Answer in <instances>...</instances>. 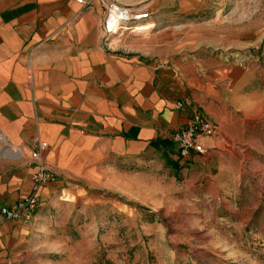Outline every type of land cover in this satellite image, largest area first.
<instances>
[{"label":"crops","instance_id":"crops-1","mask_svg":"<svg viewBox=\"0 0 264 264\" xmlns=\"http://www.w3.org/2000/svg\"><path fill=\"white\" fill-rule=\"evenodd\" d=\"M109 1L0 0V208L30 194L39 164L54 176L29 222L0 215V264H45L71 238L106 234L95 223L102 206L152 211L177 178L200 179L193 163L223 155L232 125L262 118L264 62L244 69L214 49L257 44L264 22L240 24L233 11L220 19L217 0H116L149 17L146 32L124 34L112 52L102 47ZM195 113L219 130L205 154L182 158L169 136ZM211 168L222 171L205 167L199 187Z\"/></svg>","mask_w":264,"mask_h":264},{"label":"rangeland","instance_id":"rangeland-1","mask_svg":"<svg viewBox=\"0 0 264 264\" xmlns=\"http://www.w3.org/2000/svg\"><path fill=\"white\" fill-rule=\"evenodd\" d=\"M217 2L223 9L220 19H229L233 11L240 24L264 22V0ZM259 29L257 44L214 52L244 69L262 64L264 35ZM259 95L264 107V94ZM261 115L231 126L233 140L225 142L222 156L193 163L200 179L205 167L222 168L220 173L211 168L213 179L207 185L199 187L200 179L190 178L187 186L177 178L168 200L152 211L129 201L125 214H110L113 207L102 206L107 213L94 216H104L95 223H102L98 227L106 234L99 229L92 237L71 238L70 251L45 255V264H264V109ZM191 164L184 160L183 172Z\"/></svg>","mask_w":264,"mask_h":264},{"label":"built area","instance_id":"built-area-1","mask_svg":"<svg viewBox=\"0 0 264 264\" xmlns=\"http://www.w3.org/2000/svg\"><path fill=\"white\" fill-rule=\"evenodd\" d=\"M83 3V0H76ZM149 17L146 10H134L129 6L122 5L116 0H110L103 4L102 21V47L108 51L117 52L121 50V38L124 34H141L148 30L143 21ZM144 27V28H142ZM219 130L217 124L207 118L195 113L186 128L169 136V140L178 147L182 158H189L193 154L203 155L206 153L205 139L215 135ZM2 141V138H0ZM45 144H40L44 147ZM13 154L18 150L13 149ZM32 156L37 158V153ZM53 174L39 164L31 174L32 188L29 195L18 199L10 207L0 208V215L9 221L29 222L37 207V194L41 187L53 180Z\"/></svg>","mask_w":264,"mask_h":264},{"label":"trees","instance_id":"trees-1","mask_svg":"<svg viewBox=\"0 0 264 264\" xmlns=\"http://www.w3.org/2000/svg\"><path fill=\"white\" fill-rule=\"evenodd\" d=\"M174 165H175L174 169L177 170V166H176V164H174Z\"/></svg>","mask_w":264,"mask_h":264},{"label":"bare ground","instance_id":"bare-ground-1","mask_svg":"<svg viewBox=\"0 0 264 264\" xmlns=\"http://www.w3.org/2000/svg\"><path fill=\"white\" fill-rule=\"evenodd\" d=\"M142 28H144V27H142Z\"/></svg>","mask_w":264,"mask_h":264}]
</instances>
